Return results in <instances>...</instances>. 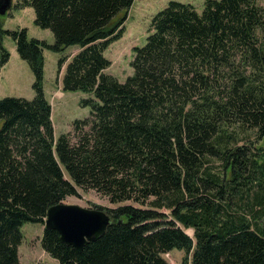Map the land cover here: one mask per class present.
Wrapping results in <instances>:
<instances>
[{
	"label": "trees",
	"instance_id": "trees-1",
	"mask_svg": "<svg viewBox=\"0 0 264 264\" xmlns=\"http://www.w3.org/2000/svg\"><path fill=\"white\" fill-rule=\"evenodd\" d=\"M133 1H16L53 43L0 22V72L9 36L34 75L32 99L0 98V264H22L23 224H44L78 188L116 206H95L111 223L81 251L43 228L40 245L59 264H169L174 249L182 264H264V147L239 136H264V0H205L201 13L169 1L120 83L104 51ZM44 49L60 53L64 91L91 95L80 101L89 116L58 136Z\"/></svg>",
	"mask_w": 264,
	"mask_h": 264
},
{
	"label": "rangeland",
	"instance_id": "rangeland-1",
	"mask_svg": "<svg viewBox=\"0 0 264 264\" xmlns=\"http://www.w3.org/2000/svg\"><path fill=\"white\" fill-rule=\"evenodd\" d=\"M18 0H12L10 8L5 15H0V22L6 29L25 28L28 37L44 40L53 43L55 38L48 29H42L36 26L34 20V10L31 7L23 9H14L13 4ZM169 1H178L188 3L201 13L204 10L205 0H134L127 12V19L124 24L123 36L111 43L104 51L107 60H111L110 66L105 72L115 76L118 81L123 82L128 75L133 74L130 62L133 60L135 47L143 46L146 37L149 36L148 27L151 18L162 10ZM263 1V0H261ZM14 40L9 36L4 37L3 45L10 52L9 60L0 72V98L6 96L23 97L32 99L34 97V89L32 83L34 75L32 74L29 64L20 59L16 51ZM78 47L72 45L67 47L63 54L68 55L75 51ZM44 94L49 100L52 112V123L54 124V135L58 136L63 132L71 129L74 119H83L91 113L89 106L80 105V101L90 97L88 93L82 91H64L61 85V71H57L58 58L60 53L52 50L44 49ZM63 71V69H62ZM255 131L251 130L246 133H240V137L250 136L251 141L258 142V146L264 147V136L260 140L255 139ZM245 142V141H244ZM63 203L78 204L86 208H95V206L112 207L107 197L100 196L94 190H82L78 188V195L68 196ZM128 203V202H126ZM44 224L27 222L21 227L23 239L18 247L19 261L22 264H59V261L52 257L42 249L40 239ZM192 235V229H186ZM169 264H182L185 257L182 250H172L163 255Z\"/></svg>",
	"mask_w": 264,
	"mask_h": 264
},
{
	"label": "water",
	"instance_id": "water-1",
	"mask_svg": "<svg viewBox=\"0 0 264 264\" xmlns=\"http://www.w3.org/2000/svg\"><path fill=\"white\" fill-rule=\"evenodd\" d=\"M12 0H0V15L10 8ZM44 228L56 230L64 245L84 249L89 241H94L104 233L111 223L110 216L99 208H86L78 204L57 203L47 209Z\"/></svg>",
	"mask_w": 264,
	"mask_h": 264
},
{
	"label": "crops",
	"instance_id": "crops-1",
	"mask_svg": "<svg viewBox=\"0 0 264 264\" xmlns=\"http://www.w3.org/2000/svg\"><path fill=\"white\" fill-rule=\"evenodd\" d=\"M76 51H78V49H76L75 51H73L72 53H74V52H76ZM7 64V63H6Z\"/></svg>",
	"mask_w": 264,
	"mask_h": 264
}]
</instances>
